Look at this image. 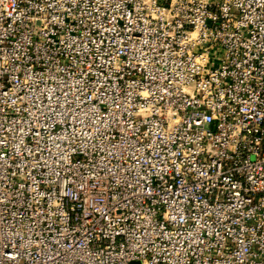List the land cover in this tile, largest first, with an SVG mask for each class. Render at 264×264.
<instances>
[{"label":"built area","instance_id":"1","mask_svg":"<svg viewBox=\"0 0 264 264\" xmlns=\"http://www.w3.org/2000/svg\"><path fill=\"white\" fill-rule=\"evenodd\" d=\"M264 264V0H0V264Z\"/></svg>","mask_w":264,"mask_h":264},{"label":"water","instance_id":"2","mask_svg":"<svg viewBox=\"0 0 264 264\" xmlns=\"http://www.w3.org/2000/svg\"><path fill=\"white\" fill-rule=\"evenodd\" d=\"M131 264H140L139 262H132Z\"/></svg>","mask_w":264,"mask_h":264}]
</instances>
